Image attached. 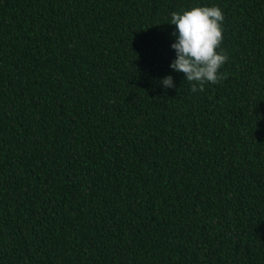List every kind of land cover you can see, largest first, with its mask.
<instances>
[{"label":"trees","instance_id":"16d2710c","mask_svg":"<svg viewBox=\"0 0 264 264\" xmlns=\"http://www.w3.org/2000/svg\"><path fill=\"white\" fill-rule=\"evenodd\" d=\"M201 5L227 76L193 93ZM0 264H264V0H0Z\"/></svg>","mask_w":264,"mask_h":264},{"label":"clouds","instance_id":"9594fccd","mask_svg":"<svg viewBox=\"0 0 264 264\" xmlns=\"http://www.w3.org/2000/svg\"><path fill=\"white\" fill-rule=\"evenodd\" d=\"M224 13L218 5L195 6L183 12H173L169 24L175 25L170 44L174 58L172 72L183 73L190 82L191 92L203 91L206 83L215 84L226 78L221 68L228 55L221 48ZM163 88H175L171 74L159 81Z\"/></svg>","mask_w":264,"mask_h":264}]
</instances>
